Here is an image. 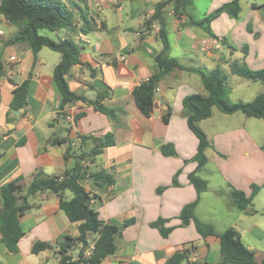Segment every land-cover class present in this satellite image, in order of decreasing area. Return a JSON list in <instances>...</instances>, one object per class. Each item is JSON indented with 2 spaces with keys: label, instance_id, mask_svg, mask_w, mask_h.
I'll list each match as a JSON object with an SVG mask.
<instances>
[{
  "label": "crops",
  "instance_id": "1",
  "mask_svg": "<svg viewBox=\"0 0 264 264\" xmlns=\"http://www.w3.org/2000/svg\"><path fill=\"white\" fill-rule=\"evenodd\" d=\"M58 1L73 10L76 21L69 28L40 34L55 41L72 38L81 47L80 63L72 68L67 82L86 103L65 107L73 121L58 118L62 97L53 80V69L60 56L48 49L34 56L26 43L6 44L17 27L0 17V62L5 68L0 79V189L18 179L28 186L37 171L60 176L73 170L77 155L90 153L94 140L110 135L113 145L103 148L90 168L111 172L114 185L103 190L86 182L84 188L96 196L94 206L100 220L119 227L128 220L134 223L122 229L116 253L102 264H164L189 244L195 247L191 256L196 260L218 264L219 240L202 238L193 224L181 226L178 219L182 208L197 199L188 175L197 166L192 158L198 140L187 126L182 101L194 94L206 96L196 70L220 69L227 78L232 103L251 102L264 92L263 83L230 72L232 63L253 71L264 69V0H239L238 16H217L210 21L209 33L190 22L207 18L233 0H206L205 4L203 0H189L184 7L169 0L162 11L167 56L182 68L171 69L157 84L150 117L139 111L132 92L156 71L155 58L163 48L159 37L162 24L153 15L156 4L163 0ZM81 11L95 25L87 35L81 32ZM205 38H222V47L202 51L200 41ZM27 80L26 111L16 118L10 108L12 92ZM105 90L110 96L102 104L115 112V120L87 104ZM167 111L171 114L165 124ZM198 125L210 147L205 152L206 165L197 174L207 183V190L199 196L194 215L217 234L234 228L243 245L255 253V262L261 263L264 122L213 109L211 117ZM164 148L169 154L162 153ZM178 172V185L174 186ZM253 185L259 189L251 206L240 211L230 190L241 191L248 198ZM161 188L165 189L158 193ZM71 196L64 194L66 199ZM28 201L31 207L19 219L23 236L14 252H8L2 241L0 216V264H57L56 249L32 254L33 245L55 246L64 236L76 237L77 225L68 220L54 194H37ZM159 219L168 220L165 228H173L166 238L150 227ZM77 253L74 251V256Z\"/></svg>",
  "mask_w": 264,
  "mask_h": 264
},
{
  "label": "trees",
  "instance_id": "2",
  "mask_svg": "<svg viewBox=\"0 0 264 264\" xmlns=\"http://www.w3.org/2000/svg\"><path fill=\"white\" fill-rule=\"evenodd\" d=\"M174 1L180 7L190 4L189 0ZM238 1L233 0L224 4L207 18L191 21L190 23L209 33L210 21L217 16L223 13L233 18L238 16ZM168 3L169 0H163L155 6L153 19L159 20L161 24L162 11ZM0 17L7 23L17 27L16 33L6 44L26 43L34 56L42 49H48L60 56L59 63L53 69V80L62 97L58 118H65V107L67 105L79 101L86 103L84 98L69 89L67 82L72 68L80 63L81 47L72 38L55 41L40 34V31L55 32L71 27L76 21L73 10L58 0H1ZM79 18L83 24L81 27L83 34L87 35L95 29L93 20L88 19L82 11L79 13ZM159 37L163 48L155 58L156 71L132 92L137 108L145 117H150L152 114L154 95L159 81L171 69L182 68L176 60L167 56L169 44L163 24L159 30ZM195 72L200 77L206 96L194 94L185 97L182 101V113L189 130L198 140L197 151L192 158L197 166L195 171L188 175V180L197 193V199L182 208L178 219L181 221V226L193 224L202 238L216 237L219 240L221 260L218 264H264V261L261 263L255 262V253L243 245L239 233L234 228H229L223 233L217 234L210 225L200 222L194 215L199 196L207 190V183L200 179L197 174L206 165L205 152L210 147V143L206 135L199 129L198 123L209 119L213 109H217L225 115L241 113L246 117L264 122V92L248 103H230L228 101L227 78L220 69L216 68L208 72L196 70ZM230 72L244 80L264 84V69L253 71L244 65L232 63ZM4 76L5 68L0 62V79ZM28 89V80L19 86H15L10 104L12 110H20L26 106ZM109 96L110 92L105 90L98 94L95 101L87 102V104L92 106L95 111L115 120V112L102 104ZM170 114V111H167L163 116L165 124L168 123ZM77 118L75 117L76 120ZM94 142L95 145L90 153H81L76 156L78 163L73 170L60 176H47L41 171H37L28 186H24L21 180L18 179L1 187L2 241L8 252L15 251L23 236L19 219L31 207L28 201L29 198L37 194L51 193L58 197L60 209L68 220L77 225L78 235L76 237L64 236L55 246L36 243L31 249L32 254L56 249L55 254L59 258L57 264H102L105 259L116 253L117 243L121 240L122 229L133 224L134 220L124 222L121 227L100 220L98 211L94 206L96 196L94 193L86 191L84 183L90 182L94 188L103 190L114 185L111 172L105 169L92 170L90 168L93 159L102 152L103 148L113 145V141H111V136L107 135L101 140H94ZM70 150H67L66 158ZM162 153L169 154L165 151V148ZM172 154L175 155L174 152ZM178 174L179 172L174 176V186L178 185ZM164 189L161 188L158 193H161ZM251 189L252 193L248 198L241 191L230 190V197L240 211L248 210L252 198L259 188L253 185ZM66 192L72 195L70 199L64 197ZM166 223H168V220L159 219L151 223L150 227L156 229L163 238H166L173 229L165 228ZM76 250H78V253L74 256ZM86 251L89 253L88 255H86ZM193 252H195V247L192 244L184 245L164 264H211L205 260L192 261L191 255Z\"/></svg>",
  "mask_w": 264,
  "mask_h": 264
},
{
  "label": "built area",
  "instance_id": "3",
  "mask_svg": "<svg viewBox=\"0 0 264 264\" xmlns=\"http://www.w3.org/2000/svg\"><path fill=\"white\" fill-rule=\"evenodd\" d=\"M2 35H3V32L0 28V37ZM79 39H80V41H83V39H84L83 34L79 35ZM222 41H223L222 38H205V39H202L200 41V48L202 51H205L209 48H214V49L218 50L222 47ZM65 113H66L65 118L69 121H73V116L71 114H68L66 111H65ZM88 254L89 253L86 251V255H88ZM191 259H192V261H196V259L193 256H191Z\"/></svg>",
  "mask_w": 264,
  "mask_h": 264
},
{
  "label": "water",
  "instance_id": "4",
  "mask_svg": "<svg viewBox=\"0 0 264 264\" xmlns=\"http://www.w3.org/2000/svg\"><path fill=\"white\" fill-rule=\"evenodd\" d=\"M25 111H26V106L20 110H13L12 113L17 118L19 116H22L25 113Z\"/></svg>",
  "mask_w": 264,
  "mask_h": 264
},
{
  "label": "rangeland",
  "instance_id": "5",
  "mask_svg": "<svg viewBox=\"0 0 264 264\" xmlns=\"http://www.w3.org/2000/svg\"><path fill=\"white\" fill-rule=\"evenodd\" d=\"M206 0H203L202 2H203V4H205L204 2H205ZM41 32H45V33H47V34H51V32L50 31H41ZM54 54V53H53ZM228 101L230 102V103H232L234 100H233V97H228ZM260 124H262V123H260ZM199 126V125H198Z\"/></svg>",
  "mask_w": 264,
  "mask_h": 264
}]
</instances>
